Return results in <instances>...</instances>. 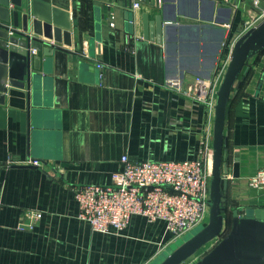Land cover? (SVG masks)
<instances>
[{
    "label": "crops",
    "instance_id": "1",
    "mask_svg": "<svg viewBox=\"0 0 264 264\" xmlns=\"http://www.w3.org/2000/svg\"><path fill=\"white\" fill-rule=\"evenodd\" d=\"M66 1L72 46L50 59L34 51L41 62L31 83L0 104V264H153L173 245L164 222L134 216L123 231H94L74 189L110 185L124 155L195 161L213 148L215 115L166 82L214 78L264 1L143 0L135 8L139 0H89L92 27L82 32V0ZM145 15L172 22L161 43L144 38ZM249 66L227 120L230 210L264 208V188L249 185L264 167V54ZM29 211L43 214L33 228Z\"/></svg>",
    "mask_w": 264,
    "mask_h": 264
},
{
    "label": "water",
    "instance_id": "2",
    "mask_svg": "<svg viewBox=\"0 0 264 264\" xmlns=\"http://www.w3.org/2000/svg\"><path fill=\"white\" fill-rule=\"evenodd\" d=\"M119 2L120 0H96ZM152 1V0H146ZM66 0H0V104L13 90L25 89L32 81V69L38 70L42 52L52 58L61 45L72 46V15L63 9ZM126 4V0H124ZM101 4L100 8H103ZM172 22L156 16L150 22L144 16L145 39L161 43ZM264 50V19L249 28L234 43L231 59L217 93L214 117L212 176L210 181V213L204 227L178 245L160 264H185L206 245L229 232L195 264H264V208L249 207L230 210L224 205L228 190V106L241 78L249 70V62ZM167 252V251H166ZM165 252V253H166Z\"/></svg>",
    "mask_w": 264,
    "mask_h": 264
},
{
    "label": "built area",
    "instance_id": "3",
    "mask_svg": "<svg viewBox=\"0 0 264 264\" xmlns=\"http://www.w3.org/2000/svg\"><path fill=\"white\" fill-rule=\"evenodd\" d=\"M142 1L136 2L134 7L138 8ZM262 1L253 0V4L260 7ZM262 19L264 9L257 17L247 20L243 33ZM234 43L230 46L223 70L217 72L214 78L198 76L187 85L180 79H172L166 82V86L203 103L209 113L215 115L217 93ZM98 68L102 65L98 64ZM212 156L213 148L208 146L201 159L195 161L133 163L124 155L123 168L113 173L110 185L86 184L74 189L81 208L79 217L89 222L94 231L102 233L112 229L125 230L134 216L146 218L149 222L162 221L170 236L169 244H174L197 227L207 224ZM28 164L42 166L38 160H29ZM249 185L264 188V167L249 179ZM42 216V212H27V225L33 228ZM224 236L225 233L206 245L204 251L196 254L198 257L192 264L203 258Z\"/></svg>",
    "mask_w": 264,
    "mask_h": 264
},
{
    "label": "trees",
    "instance_id": "4",
    "mask_svg": "<svg viewBox=\"0 0 264 264\" xmlns=\"http://www.w3.org/2000/svg\"><path fill=\"white\" fill-rule=\"evenodd\" d=\"M90 7H91V2L89 0H82V8L80 10L79 13V30L80 32L84 31V30H88L91 29L92 27V20H91V16H90ZM264 54V50L261 51L257 56H255L254 58H258L260 55ZM252 60V59H251ZM250 60V61H251ZM250 65V62H249ZM251 71L249 70L247 72L246 75H244V79L241 78V83L240 85L237 87V92H233L231 95V99L229 101V106H228V118L227 120H229L231 118V113L232 111L238 107L237 105L240 103L241 98L244 96L243 91L245 88V84L250 76ZM224 205L227 207V202L224 200ZM231 227V219L228 223V231L226 232L225 236L228 234L229 229Z\"/></svg>",
    "mask_w": 264,
    "mask_h": 264
},
{
    "label": "rangeland",
    "instance_id": "5",
    "mask_svg": "<svg viewBox=\"0 0 264 264\" xmlns=\"http://www.w3.org/2000/svg\"><path fill=\"white\" fill-rule=\"evenodd\" d=\"M209 220V218H208ZM207 220V222H208ZM204 227V225H201L199 227H197L195 230L191 231L190 233H188L184 238L178 240L176 243H174L166 253H164L163 255H161L153 264H160L161 261L164 260L165 257H167L168 254H170L172 252V250H174L178 245H180L184 240L189 239L191 236L195 235L197 232H199L202 228ZM204 251V249H201L199 252ZM198 257V255H196L195 257H193L191 260H189L188 262H186V264H192L194 262V260H196Z\"/></svg>",
    "mask_w": 264,
    "mask_h": 264
},
{
    "label": "flooded vegetation",
    "instance_id": "6",
    "mask_svg": "<svg viewBox=\"0 0 264 264\" xmlns=\"http://www.w3.org/2000/svg\"><path fill=\"white\" fill-rule=\"evenodd\" d=\"M227 231H228V227L226 228L225 234H226Z\"/></svg>",
    "mask_w": 264,
    "mask_h": 264
}]
</instances>
